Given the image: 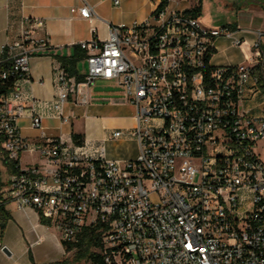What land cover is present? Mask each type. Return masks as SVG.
I'll return each mask as SVG.
<instances>
[{
	"label": "built area",
	"instance_id": "2783aa9c",
	"mask_svg": "<svg viewBox=\"0 0 264 264\" xmlns=\"http://www.w3.org/2000/svg\"><path fill=\"white\" fill-rule=\"evenodd\" d=\"M186 1H159L142 22L108 24L105 39L92 31L76 44L84 53L81 81L61 66L54 69L52 110L60 126L67 122L61 109L68 97L95 83L116 89L134 108L128 134L138 154L127 161L44 136L32 98L27 127L41 133L37 139L21 133L26 108L17 84L27 78L30 59L48 49L29 30L42 21L25 20L28 28L0 49L9 62L0 80L18 78L0 96V148L15 164L0 206L34 211L60 242L99 226L105 264H264L261 34L247 44L240 33L248 31L204 26L188 13L191 7L181 6ZM78 15L96 17L85 2ZM219 38L246 46L244 61L213 65ZM124 135L114 130L110 139ZM24 154L39 162L22 165Z\"/></svg>",
	"mask_w": 264,
	"mask_h": 264
},
{
	"label": "crops",
	"instance_id": "0c3cea01",
	"mask_svg": "<svg viewBox=\"0 0 264 264\" xmlns=\"http://www.w3.org/2000/svg\"><path fill=\"white\" fill-rule=\"evenodd\" d=\"M159 1L160 0H120L119 5L114 7L110 0H0V49L3 45L12 43L19 37L24 28H28L24 23L26 19L42 21V27L36 28L31 25L29 30L32 37L36 39H45L48 46L44 54L30 59L27 78L19 80L17 84V88L25 100L24 107L26 108L18 121L21 133L24 130H29L27 127V115L29 113L28 110L32 106L29 99L32 98L35 102V110L43 118L41 132L44 136H61L65 142L73 143L70 136L66 141L63 134L54 135L50 133L49 129V125L53 121L57 123L59 130L62 128L55 119V113L52 109L50 110L57 101L58 92L54 83L53 72L54 69L61 66V61L59 59L73 56L74 53L79 50L75 49L74 46L79 42L89 40L92 31H95L98 39H105L108 24L128 25L134 21L142 22L146 20L158 5ZM83 2L93 8L96 17H91L90 19H82L79 17L78 9L82 6ZM222 4L232 7V9L235 10V15L239 14V18L233 23L221 26H229L231 29L248 31L246 33H240V36L244 38L247 44L256 39L254 33H260L261 46L264 52V0H224ZM193 7L194 6L191 8ZM215 47L216 51L212 59V63L215 66L238 65L245 59L243 52H247L246 46L243 48H234L230 45L229 41L224 38L217 39ZM230 51H235L236 54H229ZM1 55L2 53L0 51V56ZM41 60L49 61V72L45 77L36 67L39 66ZM78 63H82L85 66L84 57L76 63V71ZM262 72L264 77V71ZM70 78L75 80L74 77ZM100 85L103 91L97 93V95L90 91V87L88 90H84L83 97L80 95H70L68 99H72L77 105H85L89 103L90 100H96L106 105L124 104L123 101L127 103L125 100L122 101L112 96L113 94L110 92L112 88L107 84L100 83ZM51 103H53V105H51ZM66 103L62 106L61 112L62 116L66 118V124H68V115H64ZM130 120V125H123L125 128L123 130L126 133L125 136L129 138L130 141V147L122 161L132 160L138 154L137 142L128 134V131L135 124L134 115L130 117ZM31 132L33 133L32 135L24 136L37 139L41 133L39 131ZM76 134L80 133L76 132ZM85 143L88 142L84 138L81 147H83ZM86 153L96 155L97 152ZM24 155L20 158L21 164ZM105 157L110 160L120 161L108 158L106 153ZM37 162H39L38 157L36 160L28 161L24 165ZM8 206H12V210H8ZM4 210L9 215L8 222H12L10 224L17 227L19 239L14 241L5 233L1 235L0 264H30V261L25 260L28 253H31V257L35 264L54 263L64 258L65 252L56 231L47 225L41 224L38 215L34 211L30 209H18L14 203L6 204ZM5 230L6 228L4 232ZM38 239L40 242L36 243ZM17 243H19L18 249L16 248ZM44 244L48 245L46 256L44 258L35 259V255L38 257L39 253H37V251L34 253L33 250ZM3 247L8 251L9 256L1 252V248Z\"/></svg>",
	"mask_w": 264,
	"mask_h": 264
},
{
	"label": "rangeland",
	"instance_id": "374dc122",
	"mask_svg": "<svg viewBox=\"0 0 264 264\" xmlns=\"http://www.w3.org/2000/svg\"><path fill=\"white\" fill-rule=\"evenodd\" d=\"M223 1L224 0H201V12L198 19L202 25L207 27H218L233 23L237 18H239V14L235 15V10H233L232 7L222 4ZM197 3V0H187L186 2L181 3V6L185 5L190 8L195 6ZM229 54L233 55L236 53L235 51H230ZM36 67L38 71L45 77L49 72V61L41 60L39 66ZM84 73V64L78 63L77 74L81 76ZM90 91L97 95V93L103 91V89L100 83H95L93 86H91ZM110 92L116 99H120L122 101L124 100L122 94L116 89L112 88L110 89ZM253 101L256 104H262V101L259 99H254ZM123 103L124 104L120 103L106 105L105 103L102 104L96 100H90V102L85 105H77L72 99H68L64 108V115H68V124L62 126V128L59 130L57 123L53 121L49 125L50 133L54 135L63 134L66 141L69 139L68 137L70 136L71 132L75 134L76 132L80 133L88 142L82 147L83 151L96 153L103 149L108 158L122 161L130 147L129 138H126L124 135L118 140H111L110 133L114 130H120L124 132L123 129L125 128L123 125H130V117L135 114L134 109L129 104L125 103L124 101ZM51 105H53V103H51ZM51 109L52 107L50 110ZM22 134L32 135L33 133L29 130H24ZM120 140L125 141L121 142ZM36 158L37 156L35 154H25L22 158V165L28 161H34ZM0 171L1 178L3 181H5L6 174L4 173V169L1 167V165ZM7 209L12 210V206H8ZM10 223L12 222H8V220L6 221L4 227L6 230L4 232L3 229V231L0 232V237L5 233L9 235V237H11L14 241L18 240V229L15 225L12 226ZM47 247L48 245L44 244L39 248L34 249V253L36 251L39 253L38 257L35 255V259L44 258L48 252ZM16 248H19V243L16 244ZM68 257H70V254H65L64 258ZM25 260L30 262L33 261L31 253H28V255L25 257Z\"/></svg>",
	"mask_w": 264,
	"mask_h": 264
},
{
	"label": "trees",
	"instance_id": "16d2710c",
	"mask_svg": "<svg viewBox=\"0 0 264 264\" xmlns=\"http://www.w3.org/2000/svg\"><path fill=\"white\" fill-rule=\"evenodd\" d=\"M160 5L165 4V0H160ZM197 4L188 11L192 17H199L201 12L200 3L201 0H197ZM229 27V26H228ZM78 49L77 46H74ZM84 57V53L80 50L74 53L70 58H60L61 66L68 74L69 77H74L77 82L81 81V77L77 75L76 63ZM9 67V62L5 60V55L0 56V71L6 70ZM18 80L17 77H8L5 80H0V96L6 95L12 88L15 82ZM71 141L81 146L84 142V137L81 134L71 133ZM1 143V138H0ZM0 165L4 169L6 176L11 175L15 172L14 162L8 159L6 154L0 149ZM5 186L4 181L1 178L0 171V199L2 197V189ZM9 219L8 213L0 206V232L3 231L6 221ZM41 224L46 225L43 219H39ZM97 227H86L76 236L74 241L61 242L65 254H70V257L63 258L59 261L49 264H105L104 255L101 245V235ZM30 264H35L33 261Z\"/></svg>",
	"mask_w": 264,
	"mask_h": 264
},
{
	"label": "water",
	"instance_id": "95a60500",
	"mask_svg": "<svg viewBox=\"0 0 264 264\" xmlns=\"http://www.w3.org/2000/svg\"><path fill=\"white\" fill-rule=\"evenodd\" d=\"M80 96H81V97L84 96V89H83V88L80 89ZM1 252L4 253L5 255L9 256L8 251H7L4 247L1 248Z\"/></svg>",
	"mask_w": 264,
	"mask_h": 264
}]
</instances>
